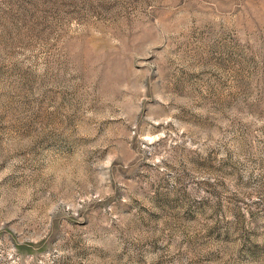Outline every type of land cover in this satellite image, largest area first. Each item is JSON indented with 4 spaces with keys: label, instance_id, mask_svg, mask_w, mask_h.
<instances>
[{
    "label": "rangeland",
    "instance_id": "374dc122",
    "mask_svg": "<svg viewBox=\"0 0 264 264\" xmlns=\"http://www.w3.org/2000/svg\"><path fill=\"white\" fill-rule=\"evenodd\" d=\"M0 264H264V0H0Z\"/></svg>",
    "mask_w": 264,
    "mask_h": 264
}]
</instances>
